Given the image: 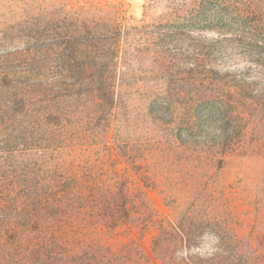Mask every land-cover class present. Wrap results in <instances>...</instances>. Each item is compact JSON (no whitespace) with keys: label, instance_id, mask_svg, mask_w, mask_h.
<instances>
[{"label":"trees","instance_id":"obj_1","mask_svg":"<svg viewBox=\"0 0 264 264\" xmlns=\"http://www.w3.org/2000/svg\"><path fill=\"white\" fill-rule=\"evenodd\" d=\"M71 1L0 0V264H264L220 178L264 160V0L233 19L246 69L156 55V75L133 72L120 5Z\"/></svg>","mask_w":264,"mask_h":264},{"label":"rangeland","instance_id":"obj_2","mask_svg":"<svg viewBox=\"0 0 264 264\" xmlns=\"http://www.w3.org/2000/svg\"><path fill=\"white\" fill-rule=\"evenodd\" d=\"M84 1L117 4L124 10L129 26V50L134 60L133 72L156 75L159 70L153 62L156 55L171 57L180 63L179 72L185 74L200 57L226 62L225 69H246L248 41L243 27L234 23L244 0H72L79 7ZM217 46L223 53H217ZM224 65V64H222ZM250 75L264 80V69L252 67ZM264 87V82H262ZM139 103V102H137ZM237 192L241 215L251 224L244 231L264 232V160L248 154L229 157L227 167L220 173ZM254 192L253 194H250ZM156 206L168 215L170 209L164 204L158 190H150ZM257 200H256V199ZM151 234L142 241L151 253ZM155 264H160L154 259Z\"/></svg>","mask_w":264,"mask_h":264}]
</instances>
